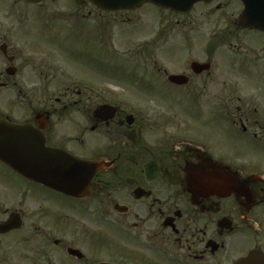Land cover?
<instances>
[{
	"label": "flooded vegetation",
	"instance_id": "af4514ba",
	"mask_svg": "<svg viewBox=\"0 0 264 264\" xmlns=\"http://www.w3.org/2000/svg\"><path fill=\"white\" fill-rule=\"evenodd\" d=\"M198 7L211 20L203 40L182 29ZM165 11L182 31L167 34ZM190 13L0 0V119L87 162L72 197L0 161V264H264V0ZM108 38L161 45L150 60L177 45L181 70L151 61L121 73L127 83L82 89L89 76L66 70H114Z\"/></svg>",
	"mask_w": 264,
	"mask_h": 264
},
{
	"label": "rangeland",
	"instance_id": "374dc122",
	"mask_svg": "<svg viewBox=\"0 0 264 264\" xmlns=\"http://www.w3.org/2000/svg\"><path fill=\"white\" fill-rule=\"evenodd\" d=\"M215 7V6H214ZM200 7H198L196 10H194L192 13H190L184 20H188V23H190L189 27L186 28H182L184 32L191 34L192 37H195L197 40V35L199 36V40H203L206 37L207 34V30H209L210 28V21L211 20H207L204 15L200 14ZM209 9H207L206 12H208ZM147 16V12L145 14ZM217 16V14L215 15ZM214 16V22L212 24V28L215 26L216 29H220V28H226V24L225 22L223 23L221 20H218L217 17ZM130 17L134 18L135 21H140L141 17H142V11L140 12H135L133 13V15H131ZM213 17V15H212ZM109 19H120V16H109ZM157 18L159 19H164L166 22L165 26L167 30V34L169 35V33L171 34H175L178 31H182L179 28H177L175 26V28L173 30H169L172 29L171 26L168 27V25L171 22H168V20L173 21L175 18L173 16H171L168 12H159L157 15ZM154 23V22H153ZM153 25V24H150ZM199 25V26H198ZM197 27V28H196ZM199 28V31H198ZM111 38V37H110ZM156 38H151L150 43L152 44L153 41H155ZM111 44V45H110ZM141 43L139 42H133L132 45H127L126 43H121L118 40L114 41L112 43H109V38L105 44V48L107 50V52L113 53L114 56H116V59L113 61H110L112 66H115V62L118 61L120 63H124V64H130V65H134V66H130V65H123L122 67L118 66L117 70H108L104 67V65L101 67V70H98L96 73H94L93 70H89V64L88 62H84L81 61V65H79V63L74 64V70H66L68 73L70 74H80L83 76H89V79L87 77L86 83H85V87H83L82 89H85L87 91H89V89H96L99 91L104 92L103 90H105V87L102 86H106L109 84H124L127 83L125 80H123L121 78V73L125 72L126 70H129V68L131 70L138 68L139 70H143V68L147 69V70H154L153 68V64L151 61L155 62L157 65L160 66V68L163 69H167V70H181L178 69V65H176L177 59H178V51L177 48L174 49V47H177V45L172 46V51L171 52H167L169 56H161L160 58H154L155 56V49L157 47L161 48V45H156L154 47H150L147 45V48H145V53L142 52V46L140 45ZM129 46V47H128ZM197 47V44H196ZM132 48V49H131ZM152 54L153 58L152 60H150L149 58V54ZM173 55V56H172ZM171 56V57H170ZM110 57V56H108ZM134 59V60H132ZM130 62V63H128ZM109 62H106V65H110ZM180 65L184 64V59L182 58L181 60H179ZM136 65V66H135ZM142 66V67H141ZM123 69V70H122ZM59 72H62L63 70H58ZM137 71V72H138ZM68 77H63L61 78V81H65ZM134 80H136L134 78ZM94 81L100 82L102 84V86H98L99 83H92ZM137 82V81H136ZM55 86V90L53 91L54 94L58 92V89L60 90V86L59 85H54ZM56 87L58 89H56ZM81 88V86H80ZM134 88V87H132ZM128 89V88H127ZM133 93L132 97L133 99H136V97L138 96V93L135 92L134 90L131 91ZM120 96H123L124 98H129L127 96L126 93H120ZM161 98L164 100L163 96H161ZM174 98L173 96H169L167 97V99H171ZM169 104H171V102H168ZM4 106L6 107V105L4 104ZM8 108V107H7ZM182 115H189V110L188 109H181L180 110Z\"/></svg>",
	"mask_w": 264,
	"mask_h": 264
},
{
	"label": "water",
	"instance_id": "95a60500",
	"mask_svg": "<svg viewBox=\"0 0 264 264\" xmlns=\"http://www.w3.org/2000/svg\"><path fill=\"white\" fill-rule=\"evenodd\" d=\"M95 4L101 6L103 9H112V10H121V9H131L137 7L143 3L149 2L155 4L158 7L171 9L177 13H185L188 11L193 4L199 1H205L206 3L211 2L212 0H91ZM35 135L36 138H39L38 134H34V131L29 129V127H13L6 124L4 121L0 120V158L5 159V161L16 167L17 170L26 176L25 173H30V169H33L30 162L26 161L23 158H19L15 155V150H22L30 155L32 158L35 156H40L45 154V148H41L42 144L34 147L30 143V136ZM10 148L11 151H7ZM54 156V170L59 171L60 165H66V163L71 164L73 169L66 170L65 172L71 171L76 172L80 171V174L71 175L69 177L68 186L76 185L81 179L84 178V173L86 168L80 164L78 161L71 160L69 157H66L60 153L54 151L52 153ZM21 164V165H20ZM26 168V169H24ZM24 169V170H23ZM27 177V176H26Z\"/></svg>",
	"mask_w": 264,
	"mask_h": 264
}]
</instances>
